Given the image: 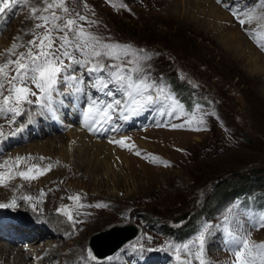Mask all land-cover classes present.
I'll return each instance as SVG.
<instances>
[{
	"label": "rangeland",
	"instance_id": "374dc122",
	"mask_svg": "<svg viewBox=\"0 0 264 264\" xmlns=\"http://www.w3.org/2000/svg\"><path fill=\"white\" fill-rule=\"evenodd\" d=\"M260 3L261 0H221L219 3L217 0H68L73 15L78 12L89 22H96L78 21L86 31L106 43L130 46V55L125 60L132 59V54L140 58V66L148 80L165 88L179 106L173 105L172 101L156 104L128 120L114 113L110 122L114 127L102 138H128L125 143L134 147L130 149L115 143L116 159L110 160L109 166L102 159L104 164L99 170L90 164L77 173L68 163L49 162L43 166L37 164L35 158L30 164L25 161L12 170L21 172L33 165L40 168L55 165L39 179L30 180L28 186L18 175L6 187L1 186L4 195L15 192L22 195L26 205L19 202V206L18 203L15 207L0 208V217L5 214L16 228L36 227L38 232L41 227L52 232L51 225L41 224L34 213L51 215L57 203L62 209L71 210L73 220L65 214L62 216L67 218L70 230L74 231L70 237L42 236L39 241L38 233L27 241L6 230L0 237V246L8 242L15 248L10 264H18L16 253L22 254L23 264H39L52 247H57L59 252L51 263L69 264V254L76 246L81 253L76 264H179L175 246L192 241L206 224L212 226L206 240L207 258L212 264H231L233 256L226 246V234L216 226L230 210L246 213V216H240L245 227L249 226V220L254 223L252 218L264 214V187L225 196L226 184L220 185L228 179L264 176V51L246 33V29L250 31L256 26L246 24L242 27L230 9L259 8ZM212 6L217 8L219 18L208 15ZM33 8L39 10L36 16L48 15L43 12L42 0H18L10 10L0 13V26L3 23L0 52L14 42L26 45L17 52H26L27 41L33 39L32 33L43 31L35 28L42 21L33 17ZM19 34L22 38L16 40ZM77 58H80L79 54ZM103 62L106 65L116 63L109 59ZM132 66L126 64L128 68ZM86 67L73 65L70 70L83 81L78 85L81 91L77 92L82 95L79 118L84 117L89 97L104 101L112 99L105 95L106 90L98 91L91 86L103 73H89ZM29 86L38 91L30 83ZM58 88L61 95L70 96L67 101L72 104L71 95L75 91L72 82L67 85L62 82ZM116 98H121L119 92ZM26 108L36 109L35 112L42 110L35 104H26L23 114L15 117L12 124H5L11 114H3V118L0 114L3 132L9 127L15 132V128L22 126ZM76 124L83 127L80 122ZM107 124H103L105 127L96 125L89 132L99 136ZM38 125L39 128L28 126L27 135L16 133L5 140L9 145L0 152V163L10 158L14 161L12 155L15 152H26L31 145L56 137L67 140L68 132L74 128V125L61 123L53 131H47L43 126L47 129L48 121L43 117L38 118ZM172 125L184 127L173 128ZM6 134L0 137V148L4 137L9 135ZM137 151L140 155H136ZM152 157L156 159L153 161ZM54 173L60 175L52 180L55 182L49 188L46 181ZM26 191L37 194L35 201L46 211L33 207L32 200H25L24 197L31 196L25 195ZM77 195L80 197L78 202L69 199ZM49 204L52 207L47 209ZM96 204L106 207L90 206ZM185 213L186 218L176 221ZM129 224L138 228L134 238L112 255L100 258L94 254L91 237L114 226ZM41 232L44 233L42 229ZM252 239L264 241V228L253 230ZM88 250L95 260L88 257ZM180 255L184 259L186 254L181 252ZM0 261V264H7L10 258H0Z\"/></svg>",
	"mask_w": 264,
	"mask_h": 264
},
{
	"label": "snow or ice",
	"instance_id": "6c2138e0",
	"mask_svg": "<svg viewBox=\"0 0 264 264\" xmlns=\"http://www.w3.org/2000/svg\"><path fill=\"white\" fill-rule=\"evenodd\" d=\"M17 2L18 0H0V13L10 10ZM42 3L44 4L43 12L48 15L36 16L39 10L32 9L33 17L42 21L37 23L35 28L43 29V31L32 33L33 39L27 41V51L17 52L18 48L26 45L14 42L10 48L0 52V114H11L9 124L15 123V117L23 114V106L26 104H35L40 109L54 114L56 111L54 104L63 103L62 100H57V97L61 95L58 85L62 82L65 85L72 82L75 91L80 92L78 85L83 81L70 71L73 65L87 66L86 70L89 73H103L96 77L91 86L98 91L106 90L105 95L112 97L110 101L89 97L84 111V125L89 130H93L96 125L111 122L114 113H118L123 120H128L130 116L156 104L163 105L165 102L172 101L173 105L179 106L175 104L172 96L166 93L165 88L148 80L143 67L140 66V58L132 54V59L125 60L130 55V46L106 43L100 37L86 31L84 25L78 21L91 24L96 22H89L86 16L78 12L73 15L69 9L68 0H42ZM85 8H87L86 4ZM230 10L242 27L246 24L256 26L250 31L246 29V33L264 51V0H261L259 8L246 6L245 9ZM54 33H61V35H54ZM15 39L19 40L20 37ZM77 54L80 58H77ZM105 59L116 61V63L106 65L103 62ZM65 60L68 62L65 63ZM126 64L133 66L128 68ZM29 83L38 91H34ZM117 92L120 93L121 98H116ZM30 97H36V99L33 100ZM31 122L32 118L29 115V123ZM172 127H184V125H172ZM22 130V126L17 127L11 134L15 135ZM4 135L0 128V137ZM127 139L114 142L121 147L131 149L134 145L126 144ZM136 155L140 153L137 151ZM31 159H33L31 156H16L15 167L19 168L22 162ZM155 159L152 157L153 161ZM53 166L49 164L46 168H40L33 165L26 171L13 172L10 161H5L0 167L8 170L0 172V186L6 187L8 182L15 179L17 175L29 181L39 179ZM43 195L44 193L41 192V196ZM24 199L31 201L34 198L26 196ZM69 199L78 202L80 197L77 195ZM15 206V200L0 204V208ZM90 206L106 207L103 204ZM61 211L70 221L73 220L71 210L64 207ZM242 214L246 216L243 210L235 212L230 210L221 224L216 226L222 228L226 234V246L233 256L231 264H264V241L257 242L252 239L253 230L264 228V214L252 218L255 220L254 223L249 220L248 227H245L240 220ZM211 227L206 224L192 241L175 246L176 260L179 264H194V262L212 264L206 256V240ZM181 252L186 254L184 259H181ZM88 257L92 260L96 259L91 250H88Z\"/></svg>",
	"mask_w": 264,
	"mask_h": 264
},
{
	"label": "bare ground",
	"instance_id": "6f19581e",
	"mask_svg": "<svg viewBox=\"0 0 264 264\" xmlns=\"http://www.w3.org/2000/svg\"><path fill=\"white\" fill-rule=\"evenodd\" d=\"M209 9L210 10L208 12V15L210 17H212V18L218 17L219 18L220 14L217 12V8L212 6V7H209ZM2 26H3V23L1 24L0 27H2ZM20 34H21V32H20ZM20 34H19V37L21 39L22 35H20ZM71 97L74 99L72 104H70V102L67 101L68 98H70L69 95L66 96V94H63V95L58 96L59 100H62L63 103L62 104H54V107L56 108V111H55L54 114L53 113H49L47 111H43V110H37L35 112L36 109L33 110V109L26 108L25 109V112H26L25 113V118H24L23 121H21L22 122L21 125H22L23 130L18 132L17 134L27 135L28 126L29 127L33 126V127L39 128L40 127V125H38V118L39 117H43V118H45V121H48V128L46 129L43 126V129H45L47 131L48 130H52L53 131L55 126L56 125L58 126L61 123L63 125L67 124L68 126L69 125L72 126V125L75 124V122H80L81 125H83V127H80L79 124H76V125L73 126L74 127L73 129L69 128L70 131L68 132L67 140H66V138L56 137L55 139L48 140L47 142L38 143V145H31V146H29V149L26 152H24V150H23L22 153L20 151L19 152L20 154L15 152L12 155L13 159L16 156H22V157L31 156L32 158L36 159L35 161L38 162V163L36 162L37 164H40V165H43V166L46 165L49 162H51L53 164H55V163H60V164L68 163L67 165L69 167H73V169H75L77 171V173L81 172L82 167H84V165L93 164L99 170V169L102 168V165L104 164V163L102 164L103 160L107 163L106 166H109V161L112 160V159H116L115 155L117 154V149H116L117 147L114 145L115 144L114 141H119L120 139H116L115 137L112 138V136L110 138H107L106 140H104L105 138L104 139L102 138V136L104 137V136L108 135V133L111 132L110 130L114 127L113 122L112 123L109 122L106 125L107 128L103 129V131H101V133L99 132V134H101V135H99V136L93 135L92 132H89V129H87L85 127V125H84V117L79 118V116H78L79 114H82V111H79V108H78L79 106H81L80 105L81 104L80 101L82 100L81 99L82 95H80L79 93L74 91V93H72ZM64 110H66V111L68 110L67 113ZM29 115H31V118H32V122L31 123H29ZM68 115H70V116H69V119L67 120V119H65V117L68 116ZM2 118H3V114H2ZM5 124H8V121H5ZM103 127H105V125H103ZM13 128L14 127H12V129ZM82 128H84V130ZM118 128H115V130H118ZM7 129H6V131L4 133H5V135H7L6 133H8L9 135L7 136L6 139L4 137V141L2 142V145H1V148H0V152L2 151V149L5 146L9 145V143L7 141H5V140L9 139L12 136L11 133L14 131V130H11L10 127H9L10 130L8 129V131H7ZM85 129H86V131H85ZM146 131H148V130H146ZM106 132H108V133H106ZM32 137H34V136H32ZM29 138H31V134L30 133H29ZM19 140H20V138H19ZM13 142L17 143L15 140ZM51 156H52V158H51ZM40 157H44L45 159L41 160V159H39ZM56 158L59 161H57ZM101 160H102V162H101ZM5 161H10V166H11V168H13L12 169L13 171L15 169H17L16 167H14L15 162L12 161L11 158L8 159V160H5ZM31 161H32V159L31 160H27V162H29V164H30ZM4 162L0 163V165H3ZM0 168H1L0 172H5L7 170V168H3V167H0ZM25 170L26 169H24L23 171H25ZM58 176H57V173L52 174L51 177L49 178V180L46 181L47 182L46 185L50 188L52 183L55 182V181H52V180H55V178L58 179L59 178ZM20 181L22 183H24L25 185H27V186L29 185V182H30V181L23 180V179H20ZM25 195H31L34 198L32 200V202L35 205V208L38 207L40 211H42V210L46 211L45 207L41 206L42 205L41 203L35 201L36 198H38L37 194L33 195L30 192L26 191ZM7 200L8 201L10 200L9 203H11L13 200H15L16 204H18L19 202H22L24 204V200L22 199V195H20L17 192L11 193L9 195H4L3 189L0 186V204H2L3 201H7ZM5 203H7V202H5ZM19 205H20V203L18 204V206ZM24 205H26V204H24ZM61 205H63V204H61ZM54 206H55V208L52 211L51 215L41 216V215H37L36 213H34V215H36V219H39L41 221V224L48 223V224L51 225L52 232L48 231L46 228H41V227L39 229L40 231H38V232H36V230L38 229L36 227H34L32 229L20 228V227L16 228L15 227L16 225H14L12 222L11 223L9 222L10 218L9 219L6 218L5 214L2 213L4 215L3 217L6 218L8 221L0 222V237H2V235L4 236V234L6 233V230H11L14 233H17V234L21 235L22 239L25 238V240H27V241H29L30 239L35 237L36 236L35 234H38V233H39V235H37L38 236V241H39V239L42 238V236L49 237L51 235V237L62 238V236L64 235V236H69L70 237L73 234L74 230L73 231L70 230L71 227H70V224L68 223L69 221L67 220L66 217L62 216V214H63L62 211H61L62 206L58 205L57 203ZM51 207H52L51 204H49V207L47 209H50ZM46 213H48V212H46ZM178 218H180V217H178ZM178 218H176V221L180 220V219L178 220ZM41 229H42V231H44V233L41 232ZM69 233H70V235H69ZM99 233L100 232L96 233V234H98L96 237H94V238L91 237L92 239H94L95 242L102 241V239H103L104 233H102V234H99ZM15 241L17 242L18 238H16ZM35 241H37V238L33 242H35ZM60 241H61V239L58 241V245L60 244ZM90 243H91V241H90ZM110 244L112 245V243L109 242V241L107 243H104L105 247L102 248L104 250L102 252L107 251L105 249L108 248ZM79 249L76 246L73 249V251L71 250V253L69 254L70 257L68 258L69 259V261H68L69 264H76L75 261L80 259L81 253H80ZM10 250H11V252H10ZM46 252L47 253L45 254V257L42 258L43 260H41L40 261L41 263H39V264H53V263H51V259L53 257L56 258V256H58L59 249L57 247H52ZM14 253H15V248H12L11 245L8 244V242L3 244V246H0V258H6L7 256L10 258V261L7 264L11 263V259H12L11 255L14 254ZM22 253L24 254V252H22ZM95 254L98 257H100V258H104V257H107L109 255H112V253H107L105 256H99L96 252H95ZM36 255L38 256V254H36ZM22 260H23L22 254L16 253L15 261H18V264H23ZM21 261H22V263H21ZM53 261L54 260H52V262Z\"/></svg>",
	"mask_w": 264,
	"mask_h": 264
},
{
	"label": "water",
	"instance_id": "95a60500",
	"mask_svg": "<svg viewBox=\"0 0 264 264\" xmlns=\"http://www.w3.org/2000/svg\"><path fill=\"white\" fill-rule=\"evenodd\" d=\"M185 216H187V214L178 218V220L185 218ZM102 233H104L102 241L95 242L94 239H92L98 235L96 234L91 238L90 243L99 256H105L107 253L115 252L122 244L137 235L138 228L132 224H129L128 226H114L108 231L100 232L99 234ZM108 241L111 242L112 245L110 244L109 247L105 249L107 251L102 252L104 251L102 248L105 247L104 243H107Z\"/></svg>",
	"mask_w": 264,
	"mask_h": 264
},
{
	"label": "trees",
	"instance_id": "16d2710c",
	"mask_svg": "<svg viewBox=\"0 0 264 264\" xmlns=\"http://www.w3.org/2000/svg\"><path fill=\"white\" fill-rule=\"evenodd\" d=\"M230 181L232 180L228 179L225 182H220V185L226 184L225 193H224L225 196L230 195V194L237 195L242 192L246 193V192L256 190L260 187H264V176L263 175H258L254 177L246 176V177H241L232 182ZM211 196H213V194Z\"/></svg>",
	"mask_w": 264,
	"mask_h": 264
}]
</instances>
